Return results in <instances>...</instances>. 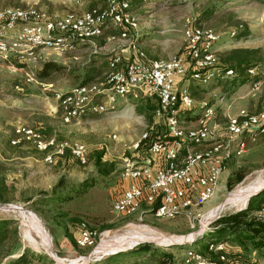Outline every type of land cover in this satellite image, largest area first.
<instances>
[{
    "label": "rangeland",
    "instance_id": "1",
    "mask_svg": "<svg viewBox=\"0 0 264 264\" xmlns=\"http://www.w3.org/2000/svg\"><path fill=\"white\" fill-rule=\"evenodd\" d=\"M127 1L130 4L134 0ZM134 5L131 12L138 19L137 29L146 35L141 39L142 48H148L157 60H166L182 51V23L187 17L219 34L224 43L219 53L228 47L264 51V0H135ZM104 6L102 2H91L79 9L74 0H0V9L35 8L51 17ZM237 23L245 24L248 31L245 38L229 37ZM96 40L70 53L35 49V59L29 65H18L13 59L0 61V178L4 179L7 189L2 195L5 200L0 202L22 208H12L15 213H0V219H12L17 229L14 241L6 245L8 254L0 257V264H12L23 255L26 260L18 264H180L186 248L201 250L208 241L221 237L217 230L229 224L222 223V219L245 213L243 223H259L256 208L264 204L261 203L264 199V136L261 134L245 137L244 149L228 161L213 197L198 210L205 217L201 222L194 221L192 228L184 217L155 219L144 205L128 216L109 213L114 197L128 186V181L119 178L121 168L126 161L147 157L145 144L136 150L133 146L143 133H149L155 120L153 117L149 120L136 108L142 110L147 104L155 107V103L134 94L114 112L87 115L70 124L61 122L53 93H63L79 85L89 68L103 64L105 73L107 56L104 53L108 55L121 45L118 41H108L102 47L104 43L98 45ZM47 61L56 63L62 70L52 74L50 81L40 82L34 73ZM24 73L32 74L41 85L24 83ZM182 85L190 94L193 90L197 95L191 96L195 108L181 116L187 127L197 126L189 115L198 113L196 109L202 101L214 107V121L220 127L225 123L226 114L259 105V94L248 93L249 83L234 84L230 78L215 79L206 85L187 80ZM17 126L37 128L45 139L56 142L70 140L83 144L87 149L86 164L80 165L67 154L65 159H55L49 165L44 162V155L29 145L11 146L9 142ZM112 135L116 136L115 140L110 138ZM260 182L261 188L246 199H233L238 190ZM218 208L221 210L217 213ZM29 215L36 218L49 239L48 250L38 243L33 231L28 232L30 239L26 236ZM80 223L93 234L94 245L90 248L74 245ZM201 223L204 236L191 246L173 247L163 243L165 240L159 243L149 239L152 236L190 238L188 235L197 232ZM133 235L148 239L140 242ZM227 242L230 241L227 239ZM144 247L146 251H141ZM233 247L243 261L250 263L256 259L264 264V247L254 249L248 242Z\"/></svg>",
    "mask_w": 264,
    "mask_h": 264
},
{
    "label": "built area",
    "instance_id": "2",
    "mask_svg": "<svg viewBox=\"0 0 264 264\" xmlns=\"http://www.w3.org/2000/svg\"><path fill=\"white\" fill-rule=\"evenodd\" d=\"M91 2H102L105 6L61 17H51L35 8L0 9V61L13 59L18 65H29L35 59V49L70 53L87 43L91 45L103 29L114 30L115 34L110 35L108 41H119L121 45L107 56L104 78L97 83L76 85L63 93H53L56 113L63 124H70L87 115L114 112L134 94L152 99L156 103L154 125L133 146L136 150L146 142L147 157L126 161L121 168L119 178L128 181V186L115 197L109 213L128 216L144 205L155 219L184 217L192 228L194 221L203 220L198 210L213 197L228 161L244 149L245 137L264 134V69L246 71L250 79L246 82L249 83L248 93L259 94L257 112L242 108L235 114H226L225 123L220 127L214 121V107L202 101L196 109L198 113L194 115V111L189 115L197 126H184L181 116L195 108V101L183 82L190 80L206 85L215 79L233 77V71L224 68L217 57L219 47L224 44L222 38L187 17L182 23V51L166 60L152 59L138 45V19L133 16L127 0H74L79 9ZM234 36L235 30L229 37ZM24 83L41 85L28 73H24ZM110 138L115 140L116 136ZM9 143L11 146L29 145L42 153L44 162L49 165L67 154L80 165L87 162V149L83 144L45 139L37 128L15 127ZM12 208L22 209L11 203H0V213H15ZM256 216L264 224V204L256 209ZM203 226L201 223L197 232L188 235L189 242H183L184 237H160L168 246H191L203 238ZM74 245L78 248L94 245L93 234L84 223L79 224ZM204 246V255L197 248H186L180 264H244L225 255V245L218 240H210ZM249 264L260 263L254 259Z\"/></svg>",
    "mask_w": 264,
    "mask_h": 264
},
{
    "label": "trees",
    "instance_id": "3",
    "mask_svg": "<svg viewBox=\"0 0 264 264\" xmlns=\"http://www.w3.org/2000/svg\"><path fill=\"white\" fill-rule=\"evenodd\" d=\"M134 3H135V0L130 2V10L136 7ZM234 30H235V37L237 39L242 38L246 36L247 34L246 26L245 24H242V23H237ZM104 42L105 41L103 40H98L97 44L101 45ZM144 51L147 54L148 49ZM217 57H218L219 63L224 68L233 71L234 73L233 77H231L230 79H232V82L234 84L236 83L239 85V84H244L247 81L248 82L250 81L249 77L246 75L247 70L251 68L264 69V51H262L259 48H242V47L229 48L228 47L227 49H224V51L220 53L218 52ZM103 67L104 65L102 64L101 67H97V68L93 67V68L87 69L79 85H88V84L100 82L104 78V74H105L103 73ZM61 70H62L61 66L57 65L54 62L47 61V62L42 63L40 68L35 71L34 76L40 82H48L50 81L52 74L58 73ZM96 78L98 79L96 80ZM190 95L192 97L197 96L195 91L193 90L191 91ZM155 108H156V103H155V107L149 106L147 104L142 108V110L141 108H136V111L140 113H144L146 117L150 120L151 117H153ZM153 125H154V121L151 126ZM261 135L264 136V134H261ZM150 136H152V131H150ZM141 144L146 145V142L141 143ZM65 157L66 155L60 160L65 159ZM6 190L7 189L4 183V179L0 178V201L5 200V198L2 195ZM261 203H264V199H262ZM245 215L246 214L244 213L238 216H232L226 219H222L221 220L222 223H226V224L229 223V224L227 226H222L220 229L217 230V233L222 234L221 237L218 238L217 240L222 242L225 245V252H224L225 255H227L231 259L234 258L238 260L239 262H243L244 264H249L248 261L247 263L243 261L242 259H240L241 258L240 254L237 251H234L233 246H235L236 244L240 245L242 244V242H248L249 244L254 246V249H260L261 247H264V224L260 222L259 223H255V222L247 223L245 221H244L245 223H243V217ZM242 224L244 225L242 226ZM16 236H17V229L14 226L13 220L12 219H0V257L5 253L8 254V252H5L7 251L6 245L10 241L12 240L14 241ZM227 239L228 241H230L229 243L227 242ZM145 247L141 251H146L147 248ZM201 252H203V255L206 254L205 246L202 247ZM25 256L26 255H23L22 258L20 257L19 259L14 260L12 264H18L20 261L26 260ZM210 256L213 257L212 254H210ZM165 257L166 256H161L162 259H164ZM27 262L30 263L31 261H27ZM116 262L117 260L114 261V263ZM108 264H113V263L108 262Z\"/></svg>",
    "mask_w": 264,
    "mask_h": 264
},
{
    "label": "bare ground",
    "instance_id": "4",
    "mask_svg": "<svg viewBox=\"0 0 264 264\" xmlns=\"http://www.w3.org/2000/svg\"><path fill=\"white\" fill-rule=\"evenodd\" d=\"M262 185H264V184H262ZM261 182H260V184H257V185H254V186H249V187H247V188H244V189H241V190H238L237 192H236V194H234V196H233V199H235V198H243V199H246L249 195H251L253 192H255L256 190H258V189H260L261 188ZM234 201H232V203H233ZM227 203H229V201H227ZM231 203V202H230ZM228 205V204H227ZM223 206V205H222ZM225 206V205H224ZM219 210H221V208H218L216 211H217V213L219 212ZM214 212V211H213ZM212 215V214H211ZM205 217V216H204ZM203 217V218H204ZM28 223H29V228L27 227V229H28V231L26 232V236L30 239L31 237H30V235H28V232L30 233V231H33V233H34V235H35V238L38 240V243H40V245L44 248V250H48L49 249V239L46 237V234H45V232L43 231V229H42V227H41V225L38 223V221L36 220V218H34V216L33 215H29L28 217ZM209 219H212L213 217L211 216H209L208 217ZM208 220V219H207ZM210 221V220H209ZM27 223V222H26ZM27 229H25V230H27ZM26 236H24V237H26ZM132 238H134L135 240H139L140 242H142V241H147V237H145V236H137V235H133V236H131ZM130 237V238H131ZM149 237V236H148ZM26 239V238H25ZM125 239V238H124ZM134 239H132V240H134ZM149 239H151V240H155V241H157V242H159L160 243V241L161 240H163V239H161V237H150ZM188 239L189 240H191V238H187V237H184V238H182V241H188ZM131 240V241H132ZM27 241V240H26ZM117 241H121V239H119V240H117ZM131 241H130V243H131ZM171 241V240H170ZM169 241V242H170ZM172 242V241H171ZM34 245V244H33ZM131 245V244H130ZM40 246V247H41ZM42 249V248H41Z\"/></svg>",
    "mask_w": 264,
    "mask_h": 264
},
{
    "label": "crops",
    "instance_id": "5",
    "mask_svg": "<svg viewBox=\"0 0 264 264\" xmlns=\"http://www.w3.org/2000/svg\"><path fill=\"white\" fill-rule=\"evenodd\" d=\"M132 14H133V12H132ZM133 16H134V14H133ZM113 34H115V32H114V30H112L111 28H106V29H103L102 30V34L97 38L98 40H103V41H105L104 42V45L102 46V47H104L105 45H106V42H108V37L110 36V35H113ZM138 35H139V39H138V45L142 48L144 45L142 44V42H141V39L144 37V36H146L145 35V32H140V30H138ZM248 35V31H247V34H246V36ZM246 36H244L243 38H245ZM105 37V38H104ZM119 42V41H118ZM120 44V43H119ZM101 47V48H102ZM242 48H245V47H242ZM115 49V48H114ZM143 50H146V49H148V48H146V49H144V48H142ZM78 50H79V47H78ZM114 51V50H113ZM108 53V52H107ZM107 53H104V54H106V56H108L107 55ZM147 55H148V57H150V58H152V59H155V57L153 56V55H150L149 54V49H148V52H147ZM152 56V57H151ZM105 58H107V57H105ZM106 60V59H105ZM183 87H185V86H183ZM188 90V89H187ZM262 92H264V89H262ZM259 108H260V106L258 105V104H256V105H254V104H252V105H250L249 107H248V111L249 112H257L258 110H259ZM126 188V187H125ZM125 188H123V189H125ZM121 192V191H120ZM119 194V193H118ZM116 197V196H115ZM114 197V198H115Z\"/></svg>",
    "mask_w": 264,
    "mask_h": 264
}]
</instances>
